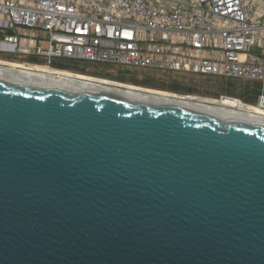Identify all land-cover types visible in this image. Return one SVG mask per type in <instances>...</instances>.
Instances as JSON below:
<instances>
[{
  "label": "water",
  "instance_id": "1",
  "mask_svg": "<svg viewBox=\"0 0 264 264\" xmlns=\"http://www.w3.org/2000/svg\"><path fill=\"white\" fill-rule=\"evenodd\" d=\"M0 264H264V124L0 78Z\"/></svg>",
  "mask_w": 264,
  "mask_h": 264
},
{
  "label": "built area",
  "instance_id": "2",
  "mask_svg": "<svg viewBox=\"0 0 264 264\" xmlns=\"http://www.w3.org/2000/svg\"><path fill=\"white\" fill-rule=\"evenodd\" d=\"M58 58L258 80L264 115V0H0V69L97 78Z\"/></svg>",
  "mask_w": 264,
  "mask_h": 264
},
{
  "label": "trees",
  "instance_id": "3",
  "mask_svg": "<svg viewBox=\"0 0 264 264\" xmlns=\"http://www.w3.org/2000/svg\"><path fill=\"white\" fill-rule=\"evenodd\" d=\"M53 63L58 67L87 75L128 80L135 84L183 94H211L215 98L221 95L232 96L240 98L246 104L256 103L262 86L261 81L253 79L194 72L162 71L80 58H58ZM108 68H112L113 71Z\"/></svg>",
  "mask_w": 264,
  "mask_h": 264
},
{
  "label": "bare ground",
  "instance_id": "4",
  "mask_svg": "<svg viewBox=\"0 0 264 264\" xmlns=\"http://www.w3.org/2000/svg\"><path fill=\"white\" fill-rule=\"evenodd\" d=\"M68 74L71 73L53 74L46 72L42 74H35L30 72L0 69V78L15 82L42 84L66 89L118 95L128 97L132 100H140L146 103H172L196 110L207 111L222 118L238 119L264 124V115L261 114L263 111H259L257 107L252 106L251 104L243 103L240 99L230 97L214 98L206 96L205 98L200 96L182 97L176 93L150 88L140 91L137 89V86L120 87L118 85L119 83L104 78L99 80L97 79L99 77L87 78L82 74ZM254 111H259L261 113H255Z\"/></svg>",
  "mask_w": 264,
  "mask_h": 264
},
{
  "label": "rangeland",
  "instance_id": "5",
  "mask_svg": "<svg viewBox=\"0 0 264 264\" xmlns=\"http://www.w3.org/2000/svg\"><path fill=\"white\" fill-rule=\"evenodd\" d=\"M15 57V56H14ZM108 70H111V71H113V69L112 68H108ZM189 75H191V74H189ZM92 76H95V77H99V78H104V79H108V80H111V81H115V82H118V83H122V84H124V85H126V86H133V87H136L137 86V89H139L140 91H143V90H146V89H157V88H153V87H149V86H145V85H141V84H135V83H132V82H130V81H128V80H120V79H113V78H109V77H101V76H97V75H92ZM199 78V77H198ZM140 87V88H139ZM142 87V88H141ZM143 87H144V89H143ZM159 90V89H158ZM160 90H162V89H160ZM164 91H168V90H164ZM168 92H172V93H176V94H183V93H178V92H173V91H168ZM192 95H194V94H192ZM196 96H204L203 98H205V96L206 97H214V95H211V94H199L198 93V95L197 94H195ZM220 97V96H219ZM218 97V98H219ZM215 98V97H214ZM244 107V106H243Z\"/></svg>",
  "mask_w": 264,
  "mask_h": 264
}]
</instances>
